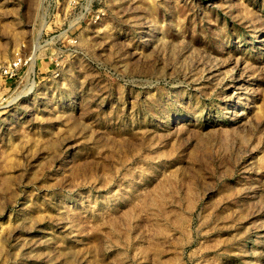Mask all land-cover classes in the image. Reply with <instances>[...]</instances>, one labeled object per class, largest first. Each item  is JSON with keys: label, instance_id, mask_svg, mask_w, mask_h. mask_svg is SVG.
Listing matches in <instances>:
<instances>
[{"label": "rangeland", "instance_id": "rangeland-1", "mask_svg": "<svg viewBox=\"0 0 264 264\" xmlns=\"http://www.w3.org/2000/svg\"><path fill=\"white\" fill-rule=\"evenodd\" d=\"M16 58L5 264H264V0H0Z\"/></svg>", "mask_w": 264, "mask_h": 264}, {"label": "built area", "instance_id": "built-area-1", "mask_svg": "<svg viewBox=\"0 0 264 264\" xmlns=\"http://www.w3.org/2000/svg\"><path fill=\"white\" fill-rule=\"evenodd\" d=\"M21 69H22L21 59L19 58H16L15 60H13L12 63L1 67L0 68V84L1 82H4V80H5V84L3 85H7L6 83L7 81H15V78L19 76L18 74ZM7 90H10V88H7ZM5 97H9V96L4 95L2 97L4 100H7L8 98H5ZM4 100H0V101L3 102Z\"/></svg>", "mask_w": 264, "mask_h": 264}, {"label": "bare ground", "instance_id": "bare-ground-1", "mask_svg": "<svg viewBox=\"0 0 264 264\" xmlns=\"http://www.w3.org/2000/svg\"><path fill=\"white\" fill-rule=\"evenodd\" d=\"M6 259L7 258H5L4 254H3V250L0 248V264H5Z\"/></svg>", "mask_w": 264, "mask_h": 264}]
</instances>
